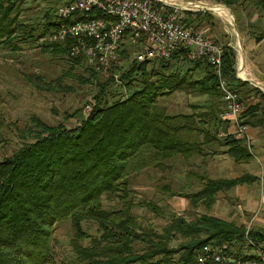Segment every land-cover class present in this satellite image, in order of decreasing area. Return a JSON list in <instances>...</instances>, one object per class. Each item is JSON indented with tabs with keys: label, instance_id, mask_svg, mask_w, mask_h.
Returning a JSON list of instances; mask_svg holds the SVG:
<instances>
[{
	"label": "trees",
	"instance_id": "1",
	"mask_svg": "<svg viewBox=\"0 0 264 264\" xmlns=\"http://www.w3.org/2000/svg\"><path fill=\"white\" fill-rule=\"evenodd\" d=\"M32 1L44 2L41 13L26 15L21 0H0V46L16 49L19 43L34 42L61 24L103 16L96 7L61 16L57 7L67 0ZM249 1L264 11V0ZM189 12L186 10V18ZM263 37L264 30L257 39ZM73 42L70 36L49 43L38 40L37 44L43 51L69 60L71 67L84 66L87 75L79 72L76 76L97 86L93 102L70 126L32 115L28 128L31 140L0 159V264H61L54 231L57 222L66 217L72 227L69 245L73 264H176L193 259L205 241L242 242L243 225L215 214L202 213L193 220L177 216L159 232L152 225L142 226L131 209L128 176L147 166L161 165L176 152L185 158L209 151L215 154L209 147L217 143L236 161L251 156L242 138L231 132L219 134L227 131L228 122L219 116L222 97L212 65L205 59L187 58L183 49L167 58L139 61L130 55L139 42L125 40L119 48L120 61L112 68L117 76L101 74L85 63L82 54L70 55ZM223 45L221 76L245 103L243 121L254 127L264 124V90L237 75L236 49L227 42ZM177 60L192 62L180 69L174 66ZM196 70L201 74L195 76ZM116 83L125 90L114 97ZM176 89L202 96L191 104L201 109L170 112L162 97ZM79 111L77 108L72 114ZM70 114L64 113V118ZM200 133L203 135L198 138ZM196 171H186L187 176L203 179L202 186L189 193L190 199H201L208 205L216 191L258 177L249 172L211 177ZM110 193L119 197L120 207L103 206L101 196ZM84 220L96 222L97 233L88 231ZM176 230L188 238L171 246L169 240ZM249 234L256 241L264 240V230L250 228ZM243 253L234 255L245 256Z\"/></svg>",
	"mask_w": 264,
	"mask_h": 264
},
{
	"label": "rangeland",
	"instance_id": "2",
	"mask_svg": "<svg viewBox=\"0 0 264 264\" xmlns=\"http://www.w3.org/2000/svg\"><path fill=\"white\" fill-rule=\"evenodd\" d=\"M21 1L22 6L26 7V15L39 13V9L44 6L43 1L37 4L32 0ZM203 1L218 2L216 4L226 6L230 14L221 12L219 15L211 11L206 13L202 9H192L189 10L187 18L185 12L184 19L205 27L207 33H212L221 43L232 44L236 49L237 74L241 78L264 84V38L257 39L264 30V11L249 0H234L232 5L215 0ZM37 41L21 42L16 49L0 46V159L11 154L24 141L31 140L28 128L32 125V115L48 123L62 121L70 126L76 124L85 114L86 103L93 102L97 86L82 82L76 76L79 72L87 75L84 66L71 67L69 60L43 51ZM189 62L177 60L174 66L184 69ZM240 64L241 68H238ZM244 67L246 71L240 74V69L244 70ZM200 74L199 70L194 71L195 76ZM260 87L264 90V86ZM114 88V97L119 94L118 91L125 90L118 83L112 89ZM202 98L194 91L176 89L164 94L162 103H166L170 112H194L201 108L191 104H196ZM77 108L80 111L72 114ZM64 113L71 114L66 119ZM250 133L252 154L240 161L233 159L222 151L221 145L215 143L213 148L209 147L214 149L215 154L209 151L185 158V155L176 152L163 159L161 165L147 166L130 174L128 182L131 209L138 222L142 226L152 225L162 232L177 216L193 220L202 213H210L242 224L245 229L264 230V151L259 143L254 142L262 141L264 144V124L256 126L255 129L250 125ZM202 135L200 133L197 137ZM187 169L205 171L211 177H231L243 172L259 177L216 191L215 199L208 205L204 200L197 199L193 202L190 199L189 193L197 191L202 186L203 179L187 176ZM101 200L106 208L122 205L115 193L103 194ZM83 225L91 233H97V224L93 220H84ZM71 232L69 217L57 222L54 234L56 248L59 247V253L62 254L61 264H73V252L69 245ZM187 238V235L176 230L169 244L178 246ZM230 244L233 254L247 249L244 240ZM178 255L179 252L175 253L174 258Z\"/></svg>",
	"mask_w": 264,
	"mask_h": 264
},
{
	"label": "built area",
	"instance_id": "3",
	"mask_svg": "<svg viewBox=\"0 0 264 264\" xmlns=\"http://www.w3.org/2000/svg\"><path fill=\"white\" fill-rule=\"evenodd\" d=\"M203 0H67L57 7L58 15H66L72 10L99 9L103 16L78 19L61 24L54 31L40 35L42 43L74 38L69 48L70 55L82 54L85 63L101 74L112 73V68L120 61L119 48L123 41L129 44L139 42L132 51L136 60L170 57L177 49H183L187 58L205 59L219 76L222 105L219 116L228 122L227 131L243 139L251 150L252 135L250 125L241 114L245 103L238 93L221 76L223 43L205 27L184 21L186 10L202 9L213 13L221 12L214 4ZM90 109L86 103L85 110ZM244 241L248 245L245 256L232 253L228 241L203 242L193 259L178 260L176 264H264V240L256 241L249 229L244 230ZM243 253V254H244Z\"/></svg>",
	"mask_w": 264,
	"mask_h": 264
},
{
	"label": "bare ground",
	"instance_id": "4",
	"mask_svg": "<svg viewBox=\"0 0 264 264\" xmlns=\"http://www.w3.org/2000/svg\"><path fill=\"white\" fill-rule=\"evenodd\" d=\"M214 6H215V8H218V10L223 11V12H226L227 14H230L229 13V10H228V8L226 6L218 5V4H215ZM239 73L240 74L242 73V70L241 69H240V72Z\"/></svg>",
	"mask_w": 264,
	"mask_h": 264
},
{
	"label": "crops",
	"instance_id": "5",
	"mask_svg": "<svg viewBox=\"0 0 264 264\" xmlns=\"http://www.w3.org/2000/svg\"><path fill=\"white\" fill-rule=\"evenodd\" d=\"M215 5V4H214ZM219 5V4H218ZM258 14H256V16H257ZM253 17H255L254 15H253ZM212 34V33H211ZM264 38V37H263ZM245 68L246 67H244V70H242V71H246L245 70ZM258 79V78H257ZM259 80V79H258ZM250 81V80H249ZM262 81V80H261ZM251 82V81H250ZM252 83V82H251ZM253 128L255 129L256 127H254L253 126ZM254 142H257V143H259L260 144V146H261V148L263 149V151H264V144H263V142L262 141H254ZM228 154V153H227ZM263 175V174H262ZM259 177V176H258ZM263 177V179H264V176H262Z\"/></svg>",
	"mask_w": 264,
	"mask_h": 264
},
{
	"label": "water",
	"instance_id": "6",
	"mask_svg": "<svg viewBox=\"0 0 264 264\" xmlns=\"http://www.w3.org/2000/svg\"><path fill=\"white\" fill-rule=\"evenodd\" d=\"M234 27H235V29L237 30V28H236L235 25H234ZM238 68H241V64H240V66H238ZM237 75H238V74H237ZM238 76H240V75H238ZM243 79H248V80H250L249 78H244V77H243ZM250 81L253 82V80H250ZM253 83H254L255 85L259 86V87H260L261 85L264 86V84H260V83H257V82H255V81H254ZM260 88H261V87H260ZM262 88H264V87H262Z\"/></svg>",
	"mask_w": 264,
	"mask_h": 264
}]
</instances>
